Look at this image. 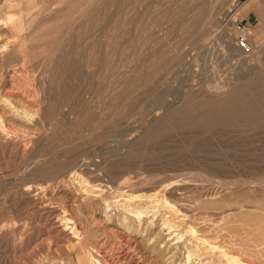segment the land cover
Listing matches in <instances>:
<instances>
[{
    "label": "rangeland",
    "instance_id": "obj_1",
    "mask_svg": "<svg viewBox=\"0 0 264 264\" xmlns=\"http://www.w3.org/2000/svg\"><path fill=\"white\" fill-rule=\"evenodd\" d=\"M233 1L232 35L235 38L244 32L252 46L247 55L258 53L264 63V0H259L253 20H246L243 4ZM11 2L15 6L9 10L22 28L15 33L16 46L6 56L2 69L21 75L27 82L33 80L29 85L42 95L45 107L38 114L40 126L30 127V131L35 130L32 146L26 147L21 138L13 140L0 135V264H99L85 255L89 252L97 259L91 251L93 237L102 225L111 224L91 209L104 211L108 204L107 211L114 213V221L122 222L123 200L117 196L120 192L112 182L126 176L136 179L139 175L140 184L136 187H142L146 195L137 197L130 206L146 211L143 217L155 229L164 219L176 222L175 228L170 229L172 234L165 237L183 233L177 243L182 247L181 254L189 247L195 248L202 251L200 260L213 261L207 264H228L219 257L218 250L207 251L200 244L197 246L198 231L194 235L189 232L193 225L205 232L212 231L213 237L224 240L230 250L243 257L250 255L248 249H258L260 245L248 233L249 229L237 222L259 216L258 222L264 224V65L250 70L252 74L242 71L239 55L227 47L223 24L217 22H221L218 13L231 0ZM30 74L36 76L29 79ZM29 107L32 113L35 107L29 104L26 109ZM1 110L4 114L0 121H10L14 128L17 125L16 129L20 125L17 130L23 133L27 125ZM155 111L161 113L149 118ZM84 152L91 153L99 164L90 166V171L83 170L81 177H72V185L79 187L76 182L80 181L95 189L93 195L96 191L106 192L105 198H99L96 204L87 202L81 206L79 219L85 225L86 252L74 244L67 234L71 229L65 226L66 219L55 211L56 206L70 202L65 193L53 194L49 206L27 200L23 193L28 184L42 180L56 183L71 175L69 166ZM163 194L176 206L184 207L186 214L168 209L157 197ZM230 208L234 210L228 211ZM222 210L231 214L222 219ZM108 239L114 245L113 239ZM177 258L175 262L179 264L182 255ZM151 259L148 257L149 264H160ZM191 259L195 262L198 256L193 254Z\"/></svg>",
    "mask_w": 264,
    "mask_h": 264
},
{
    "label": "bare ground",
    "instance_id": "obj_2",
    "mask_svg": "<svg viewBox=\"0 0 264 264\" xmlns=\"http://www.w3.org/2000/svg\"><path fill=\"white\" fill-rule=\"evenodd\" d=\"M26 1H30V0H26ZM47 1V0H46ZM78 3V2H77ZM76 4V3H75ZM223 4V3H221ZM15 6V4H13L11 2V0H3L1 1L0 0V110L1 109H4V110H7V112L10 114V116L12 118H14V120H17V122H22L24 124L27 125V128L24 126V132L20 134V132L17 130L19 128V126L17 127L16 129V126L15 128L13 127V125L11 126V123L9 121L6 122L5 120V124L3 123V119L0 121V135H5V137H8L10 139H18V138H21L22 140H25V145L26 147H30L32 146V144L36 141L34 140L35 139V135H34V132L35 130L33 131H30V127H36L39 125L40 123V117L38 116V114L44 110V107H45V103H44V99L42 100V95H40L34 87H32V85H29V83L31 84V81L28 80V82L21 78V75L20 77L17 75V74H14V73H9L8 74V71H4L2 68H3V65L6 63V60H7V55H9V53L15 48L16 46V40H15V33L17 31H19L21 28H22V24L20 21L18 20H14V18L12 17L13 16V13L11 10H9L11 7ZM64 8V7H63ZM235 8V3L233 0H231L230 3H228L227 6H225V8L223 7L220 8L222 9L221 12H217L219 14V18H220V21L221 22H217V23H221V25L223 24V32L225 33L226 35V43H227V47L230 49V51H232L234 54L236 55H239V63H241V66L242 67V71H245L246 70H252V72L256 69V67L258 66H262L264 65V63H262L259 59V56H258V53L257 55L254 54V56H250V55H245L244 53H239V48L235 45V38L233 37L232 35V31L230 29V25L232 23V19H231V16H232V13H233V10ZM73 9H76L73 7ZM61 10V9H60ZM91 10V9H90ZM75 14V13H74ZM97 14V13H96ZM53 15H56V14H53ZM58 15V14H57ZM59 16H57L56 18H58ZM40 18H42V16H40ZM55 18V20H56ZM214 18V17H213ZM47 20V19H46ZM50 20V18H49ZM96 20V19H95ZM218 21V19H216ZM39 21V19H38ZM43 21H45V19H43ZM40 22V21H39ZM37 25V24H36ZM35 25V26H36ZM86 26V25H85ZM61 27V25H60ZM33 29V28H32ZM56 30V29H55ZM88 32V31H87ZM76 35V34H75ZM25 37V36H24ZM92 38V37H91ZM91 38H88V39H91ZM65 40V39H64ZM64 43V42H63ZM67 44V43H66ZM63 45V44H62ZM66 46V45H65ZM263 47V46H261ZM264 48V47H263ZM65 50V49H64ZM60 51V50H59ZM258 51V50H257ZM262 51V50H260ZM92 52V51H91ZM241 52V51H240ZM263 52V51H262ZM88 57V56H87ZM90 57V56H89ZM93 57V56H92ZM14 58V57H13ZM10 59V58H9ZM93 59V58H92ZM88 62V61H86ZM88 64V63H87ZM23 67L25 65H22ZM260 66V67H261ZM18 67V66H17ZM16 67V68H17ZM264 67V66H263ZM262 68V67H261ZM260 68V69H261ZM5 69V68H4ZM9 69V68H8ZM20 69V68H19ZM18 69V70H19ZM22 69V68H21ZM30 69V68H29ZM254 69V70H253ZM12 70V69H11ZM26 70V69H25ZM34 70V69H32ZM21 71V70H20ZM24 71V70H23ZM22 71V72H23ZM263 71V70H261ZM31 72V71H30ZM29 72V73H30ZM49 72L50 69H49ZM19 73V72H18ZM24 73V72H23ZM27 73V74H29ZM32 73L35 74V72L32 71ZM240 73V72H238ZM237 73V75H238ZM243 73V72H242ZM251 73V72H250ZM20 74V73H19ZM33 74V75H34ZM39 74V73H38ZM50 74V73H49ZM247 74V73H246ZM249 74V73H248ZM252 74V73H251ZM25 75V74H24ZM33 75L30 74V78L29 79H32L33 78ZM51 75V74H50ZM53 75V74H52ZM240 75V74H239ZM243 75V74H242ZM32 76V77H31ZM36 76V75H34ZM39 76V75H38ZM247 76V75H246ZM40 77H41V74H40ZM51 77V76H50ZM248 77V76H247ZM27 78V77H26ZM38 80V78H36ZM49 79V78H48ZM53 79V78H51ZM40 80V79H39ZM43 80V79H42ZM41 81V80H40ZM49 81V80H48ZM51 84V82H50ZM47 85V84H46ZM48 86V85H47ZM50 86V85H49ZM42 87V86H41ZM39 88V87H38ZM47 89V87H46ZM41 92V91H40ZM45 93H46V90H45ZM44 93V94H45ZM45 97V96H44ZM48 97V96H47ZM46 98V97H45ZM48 98H46L47 100ZM50 99V97H49ZM23 102V103H22ZM53 102V101H52ZM26 103V106L27 105H32L34 106L35 108L34 111L32 113H30V108L29 107V110L26 109V106H21L22 104ZM89 103V102H88ZM51 104V103H49ZM47 105V104H46ZM63 106V105H62ZM62 106H60L59 108L61 109ZM89 107V105H87ZM47 108V107H46ZM53 109V106L51 107ZM58 108V107H57ZM51 109V110H52ZM32 110V109H31ZM94 109L91 110L92 113H94L93 111ZM2 111V110H1ZM48 111V110H47ZM54 111V110H53ZM52 111V112H53ZM89 111V109H88ZM87 111V112H88ZM162 111V110H161ZM2 112H5V111H2ZM44 112V111H43ZM87 112L85 113L87 115ZM48 113V112H47ZM56 113V112H55ZM90 113V112H89ZM153 113V112H152ZM150 114L151 117L149 118H153L154 117H157L161 112L160 111H155L153 114ZM2 114L4 113H1L0 112V117L2 116ZM37 114V115H35ZM45 114V113H44ZM83 114V113H82ZM91 114V113H90ZM55 115V114H54ZM62 115V114H61ZM84 115V114H83ZM63 116V115H62ZM5 117V116H4ZM2 117V118H4ZM64 117V116H63ZM84 118V116H83ZM95 118V117H94ZM93 118V122L95 121ZM7 119V117L5 118ZM96 119V118H95ZM98 119V118H97ZM100 119V118H99ZM12 120V119H11ZM13 120V121H14ZM101 120V119H100ZM50 121V120H49ZM48 121V122H49ZM76 121V120H75ZM98 121V120H97ZM149 121V120H148ZM81 122V120L79 121ZM92 122V124H94ZM96 122V121H95ZM14 123V122H13ZM77 123V121H76ZM82 123V122H81ZM87 123V122H86ZM16 124V122H15ZM44 124V123H43ZM47 124V123H46ZM53 125V124H52ZM77 125V124H76ZM76 125L73 124V126L76 127ZM96 125V123L94 124ZM22 126V125H21ZM40 126V125H39ZM46 126V125H44ZM72 126V127H73ZM74 127V128H75ZM26 128V130H25ZM91 128V127H90ZM97 128V127H96ZM36 129V128H35ZM21 131V128L19 129ZM23 130V129H22ZM32 130V129H31ZM73 130V129H72ZM92 130V129H90ZM75 131H76V128H75ZM79 131V130H78ZM89 131V130H88ZM19 132V133H18ZM37 132V131H36ZM39 132V131H38ZM74 133V130L72 131ZM82 132V130H81ZM95 132V130L93 131ZM138 132V131H137ZM57 133V130L56 132ZM77 133V132H76ZM88 133V132H87ZM20 134V135H19ZM61 133H59L60 135ZM75 134V133H74ZM79 134V133H78ZM77 134V135H78ZM86 134V133H85ZM84 134V136H85ZM90 134V133H89ZM98 134V133H97ZM96 134V135H97ZM137 134V133H136ZM76 135V136H77ZM38 136V135H37ZM63 136V135H62ZM60 137V138H64V137ZM4 136H2L3 138ZM58 137V136H57ZM75 137V136H74ZM79 137V136H78ZM90 137V136H89ZM94 137V136H93ZM96 137V136H95ZM7 138V139H8ZM130 138V137H129ZM134 138V137H133ZM20 139V140H21ZM78 139H81L80 137ZM78 139H74V140H78ZM85 139V138H84ZM97 139V138H96ZM132 139V138H131ZM5 140V139H4ZM38 140V139H37ZM42 140V139H41ZM73 140V139H72ZM74 140L72 142H74ZM129 140V139H128ZM86 141H88L86 139ZM8 142V141H7ZM22 142V141H21ZM62 142V140H61ZM67 141H65L64 144H69L68 142L66 143ZM24 143V142H23ZM60 143V142H58ZM57 143V144H58ZM76 143V142H75ZM5 144V143H4ZM35 144V143H34ZM41 144V143H40ZM99 144V143H98ZM23 145V146H25ZM37 145V144H36ZM44 145V144H43ZM96 145V144H95ZM59 146V145H58ZM61 146V145H60ZM66 145L62 146V148H64ZM68 146V145H67ZM90 146V145H89ZM98 146V145H97ZM102 146V145H101ZM104 146V145H103ZM36 147V146H35ZM40 147V146H39ZM77 147V146H76ZM81 147V144L80 146ZM78 147V148H79ZM99 147V146H98ZM21 148V147H20ZM61 147H59L58 149H60ZM94 147L92 146V149ZM97 148V147H96ZM114 148V147H113ZM27 149V148H26ZM73 149V148H69V151ZM90 149V148H89ZM89 149H87L89 151ZM102 149V148H101ZM100 149V150H101ZM107 149V148H106ZM35 150V149H34ZM61 150V149H60ZM82 150V148H81ZM86 150V151H87ZM68 151V150H66ZM65 151V152H66ZM96 151V150H95ZM106 151V150H105ZM19 152V151H18ZM60 152V151H59ZM64 152V153H65ZM73 152V151H72ZM71 152V153H72ZM90 152V151H89ZM89 152H84L81 154L80 157H76L73 161V163L69 166V169L71 170V175H69L68 177H63L62 179L58 180L56 183H54L53 181L51 182L50 180H42L41 182L39 183H35V184H31L27 187L24 188L23 190V193H24V196L27 198V200H34L40 204H43V205H48L49 206V200L52 199V195L53 194H56L57 192H63L65 193L66 197H68L70 199V202L68 201L65 205L63 206H56V202L54 203L55 204V211H59V213L61 212L62 213V218L66 219V221L64 222L65 226H68V229H71V231L69 232L68 231V235L70 236V238L72 239V241L74 242L75 245H77V247L82 251V252H86L85 250V247H84V244H85V227H83L84 223H82L80 221V213H81V206L82 204L84 203H87V202H91V204H96L98 199L100 198H105V193L106 192H97L96 191V194H92L93 192H95V189L92 190L90 187L88 186H84L82 184V182L80 183L79 182H76V183H79L77 186L79 187H75L72 185V177L73 178H77L78 176L81 177V173L83 170H89L90 171V166H97L99 164V161L97 159H95L93 157V155ZM92 152H94L92 150ZM101 152V151H99ZM20 153V152H19ZM27 153V152H26ZM35 153V152H34ZM33 153V155H34ZM64 153H62V155H64ZM97 152H95L96 154ZM21 154V153H20ZM75 154V153H74ZM94 154V153H93ZM100 155V154H98ZM29 156V155H28ZM68 156V155H67ZM107 156V155H106ZM17 157V156H16ZM101 157V156H100ZM27 158V157H26ZM44 158V157H42ZM72 158V157H71ZM34 158H32V161H33ZM39 159V158H37ZM73 159V158H72ZM103 159V158H102ZM26 160V159H25ZM30 161V160H29ZM28 161V162H29ZM36 161V160H35ZM27 162V161H25ZM37 162V161H36ZM109 162V161H108ZM103 164V163H102ZM68 164H65V166H67ZM105 165V164H104ZM41 166V165H40ZM67 168V167H66ZM22 169V168H21ZM93 169V168H92ZM95 169V168H94ZM67 171V170H66ZM88 171V172H89ZM92 171V170H91ZM95 172V171H93ZM69 173V171H68ZM63 174V173H62ZM64 174H67V173H64ZM86 174V173H85ZM175 174V173H174ZM41 175V174H40ZM97 175V174H96ZM99 175V174H98ZM101 175V173H100ZM61 176V175H60ZM90 176V175H89ZM79 177V178H80ZM102 177V176H101ZM142 177V176H141ZM178 177V176H177ZM56 178V177H55ZM54 178V179H55ZM58 178V177H57ZM78 178V180H79ZM84 178V177H83ZM121 179L120 180H114L113 183V187H115V190L116 191H119L120 194L118 193L117 196H119L120 200L122 198L123 200V204H122V207H123V214L125 215V219L121 222L120 220L119 221H114L113 219V215L114 214L113 212L109 213L107 211V207H108V204L106 205L104 209V211L102 212L101 210H93V208L91 209L92 213L94 214H97L98 217H103V219H105L108 223L111 224V226H104L102 225V229L100 231L97 232L96 234V237H93L94 238V241H93V250H91L92 252H94L95 256L97 259L94 260V257L91 253L87 252L86 255L83 254V256H88L89 259L91 261H96L98 260V263L99 264H149V261L148 260V257L152 258V259H155L157 261L160 262V264H177L175 262V259L177 258V256H181L182 255V258L179 262V264H207V262H213V261H210L209 259L206 260V261H202L200 260L199 257H202L201 256V253H199V250H195V248L192 250L190 247L185 249V251H187L185 254L186 255V258L184 259L183 257L185 256L184 255V252L183 254H181V249L182 247L180 246V244L177 245L178 242H180V239L183 235V233H180L178 232L176 235H173L172 238H168L165 237V235H171L172 232L170 231L171 228H175L174 227V224L176 223H172L171 220H168V219H164L160 225H157V228L155 229V226H150L149 224V221H148V218L146 219L145 217H143V214L146 213V211H143V210H136L134 207H131L130 205L133 204L134 202H136L137 200V197H143L145 196L146 194L144 192H142V187H136V185L140 184V181H139V178H140V175H139V178H136V179H131V178H127V176L125 178L122 179V177H120ZM9 179V178H8ZM17 179V178H16ZM92 179V178H91ZM90 179V180H91ZM26 180V179H25ZM35 180V179H34ZM74 180V179H73ZM81 180V178H80ZM96 179H94L93 181H95ZM100 180H102L100 178ZM142 180V178H141ZM36 181V180H35ZM82 181H85V179H83ZM107 181V180H105ZM116 181V182H115ZM109 184H112L111 183V179L110 181H108ZM170 182V181H168ZM166 181V183H168ZM179 182H181V179L179 180ZM75 183V184H76ZM89 183V182H88ZM107 183V182H106ZM172 184V180L170 182ZM91 184V183H90ZM169 184V183H168ZM27 185V184H26ZM162 185V184H161ZM165 185V184H164ZM175 185V184H174ZM173 185V186H174ZM190 185V184H189ZM178 186V184H177ZM195 186V185H194ZM198 186V185H196ZM191 187V185L189 186ZM149 188V187H148ZM155 188V187H154ZM172 188V187H171ZM99 189V188H98ZM180 189V188H178ZM183 189V188H181ZM180 189V190H181ZM198 189V188H197ZM101 190V189H100ZM154 190V189H153ZM20 191V190H19ZM174 190H171L170 191V194L172 195ZM206 193V192H205ZM121 194L123 195L121 197ZM166 194V193H164ZM163 195H160V196H157L159 200H161L162 202L165 203V206L170 210H176L177 213L178 211H181L183 213V215L186 214V209L184 207H178L176 206L175 204H173L172 202H170L167 197V195L164 196ZM180 194V193H179ZM208 194V193H207ZM22 195V194H21ZM107 195V194H106ZM205 195V194H204ZM19 196V195H18ZM55 196V195H54ZM53 196V197H54ZM57 196V195H56ZM112 196V195H111ZM182 196V195H180ZM218 196V195H217ZM110 197V196H109ZM116 197V196H115ZM176 197V196H175ZM174 197V198H175ZM179 197V196H178ZM205 197V196H204ZM211 197V196H210ZM214 197V196H213ZM212 197V198H213ZM177 198V197H176ZM25 199V198H24ZM106 199H107V196H106ZM142 199V198H141ZM147 199V197H146ZM149 199V198H148ZM157 199V200H158ZM211 199V198H210ZM218 199V198H217ZM140 200V199H139ZM216 200V199H215ZM51 201V200H50ZM103 201H106L107 200H103ZM101 201V202H103ZM109 201V199H108ZM143 201V200H142ZM148 201V200H147ZM146 201V202H147ZM150 201V200H149ZM154 200H152V203H153ZM213 201V199H212ZM211 201V203H212ZM52 202V201H51ZM113 202V201H111ZM53 203V202H52ZM63 203V202H62ZM105 203V202H104ZM151 203V204H152ZM207 203V202H206ZM22 204V203H21ZM26 204V203H25ZM31 204V203H30ZM29 204V205H30ZM60 204V203H59ZM115 204V203H114ZM113 204V207H115ZM202 204V203H201ZM210 204V203H209ZM217 204H219L217 202ZM51 205V203H50ZM85 205V204H84ZM154 205V204H152ZM205 205V204H203ZM240 204H237V207L239 206ZM243 205V204H242ZM247 205V204H246ZM245 205V206H246ZM253 205V204H251ZM38 206V205H37ZM42 206V205H41ZM53 206V205H52ZM104 206V205H103ZM143 206V205H142ZM180 206V205H179ZM189 206V205H188ZM214 206V205H213ZM217 206V205H216ZM255 206V205H253ZM21 207V206H20ZM101 207V206H100ZM150 207V206H149ZM156 207V206H155ZM154 207V208H155ZM158 207V206H157ZM156 207V208H157ZM199 207V206H198ZM251 206H249L250 208ZM91 208V207H90ZM152 208V207H151ZM193 208V207H192ZM201 208V207H200ZM220 208V207H219ZM236 208V207H235ZM101 209V208H100ZM122 209V208H121ZM148 209V208H147ZM167 209V210H168ZM195 209V208H194ZM260 209V208H259ZM149 210H151L149 208ZM169 210V211H170ZM192 210V209H191ZM231 210H234L233 208H230L228 211H231ZM246 210V209H245ZM244 210V211H245ZM262 210V209H261ZM84 211V210H83ZM116 211V210H115ZM148 211V210H147ZM175 211V212H176ZM202 211V210H201ZM238 211V210H237ZM241 211V210H240ZM243 211V212H244ZM252 211V210H251ZM256 211V210H255ZM260 211V210H259ZM102 212V213H101ZM194 212V211H193ZM198 212V211H197ZM200 212V211H199ZM242 212V213H243ZM263 213V211H261ZM51 213V212H50ZM57 213V212H56ZM55 213V214H56ZM58 213V215H59ZM84 213V212H83ZM130 213V214H129ZM172 213V212H171ZM174 213V212H173ZM202 213V212H201ZM212 213V212H211ZM249 213V212H248ZM247 213V214H248ZM260 213V212H259ZM24 214V213H23ZM52 214V213H51ZM122 214V215H123ZM148 214V213H147ZM168 214V212H167ZM196 214V213H195ZM220 216L222 219L228 217L231 212L227 213L226 210H222L220 213H219ZM253 214V213H252ZM251 214V215H252ZM255 214V213H254ZM253 214V215H254ZM261 214V213H260ZM82 215V214H81ZM93 215V214H92ZM96 215V216H97ZM118 215V214H117ZM123 215V216H124ZM170 215V214H169ZM207 215V214H206ZM242 215V214H241ZM84 216V215H83ZM173 217V215H171ZM175 216V215H174ZM200 216V215H199ZM198 216V218H199ZM237 216V215H236ZM262 216V215H260ZM26 217V216H25ZM92 217V216H91ZM177 217V216H176ZM175 217V218H176ZM183 217V216H181ZM185 217V216H184ZM193 217V216H192ZM235 217V216H233ZM239 217H241L239 215ZM238 217V218H239ZM17 218V217H16ZM56 218V217H55ZM85 218V217H84ZM145 218V219H144ZM151 218V217H149ZM189 218L191 219L190 215H189ZM236 218V217H235ZM234 218V219H235ZM87 219V218H86ZM117 219V218H115ZM119 219H121L119 217ZM174 219V218H173ZM179 219V218H178ZM260 219L259 216H254L252 217L251 219H241V221L239 220V225L243 226V227H247L249 230H248V233L251 232L252 233V236L254 238V241L257 243V245H260L258 247V249L254 250L252 249H248V252L250 255H248V257H243L241 254H235V252L233 250H230V246L226 245L227 243L224 242V240H218L216 239L215 237H213V233L211 231V233H209V229H207L208 232H205L203 231L202 229H198L196 227H194L195 225L193 226H190V233L191 234H197V231H198V239H199V242L197 244V246H202L203 249H207L208 250H218V252H220L221 254L219 255V253H217L219 255V257L223 258L225 260V263H228V264H264V224H261L258 222V220ZM13 220V219H12ZM60 220V219H59ZM96 220V219H95ZM98 221H100V219H97ZM150 220V219H149ZM193 220V219H192ZM232 220V219H230ZM229 220V221H230ZM236 220V219H235ZM238 220V219H237ZM26 221V220H25ZM62 221V220H61ZM87 221V220H86ZM97 221V222H98ZM173 221V220H172ZM176 221V220H175ZM182 221V219H181ZM196 221V220H194ZM201 221V220H200ZM203 221V220H202ZM96 222V221H94ZM96 222V224H98ZM188 222V221H187ZM192 222V221H191ZM208 222V221H207ZM226 222V221H225ZM235 222V221H234ZM233 222V224H234ZM190 223V222H189ZM197 223V221H196ZM99 224H101L99 222ZM178 224V223H177ZM182 224V223H181ZM212 224V223H210ZM229 224V223H228ZM227 226H230L228 225ZM179 225V224H178ZM200 225V224H199ZM206 225V224H205ZM223 225V224H222ZM235 225V224H234ZM238 225V226H239ZM63 227H61L62 231L65 233L66 232V228H64V225H62ZM85 226V225H84ZM188 227V225H186ZM198 226V225H197ZM225 226V227H227ZM201 227V226H199ZM208 227V226H207ZM232 227V226H231ZM22 228V227H21ZM87 228V227H86ZM210 228V227H209ZM234 228V227H233ZM240 228V227H239ZM187 229V228H186ZM163 230H166V232H163ZM237 230V228H236ZM175 231V230H174ZM180 231V230H179ZM184 231V230H183ZM215 231V230H214ZM213 231V232H214ZM224 231V229H223ZM187 232V231H185ZM184 232V233H185ZM233 232V231H232ZM218 233V232H217ZM220 233V232H219ZM236 233V232H235ZM234 233V234H235ZM10 234V233H9ZM72 234V235H71ZM188 234V233H187ZM229 234V233H228ZM232 234V233H231ZM233 234V235H234ZM6 235V234H5ZM67 235V236H68ZM94 235V234H93ZM166 235V236H167ZM186 235V234H185ZM196 235V236H197ZM213 235V236H212ZM238 235V234H237ZM248 235V234H247ZM68 236V237H69ZM226 236V235H225ZM239 236V235H238ZM66 237V236H65ZM109 237H111L114 241V245L110 244L108 241H109ZM164 237L166 239H164ZM224 237V236H223ZM237 237V236H235ZM85 238V240H84ZM188 238V237H187ZM191 238V237H190ZM233 238V237H230V239ZM175 239H177L175 241ZM91 240H92V236H91ZM163 240V241H162ZM174 240V242H173ZM191 240V239H190ZM228 240V238H227ZM162 242L164 243L163 246H160L161 244L159 242ZM251 241V240H249ZM111 242V241H110ZM184 242V241H183ZM196 242V241H195ZM236 242V241H235ZM253 242V241H252ZM254 242V243H255ZM194 243V242H193ZM91 244V245H92ZM182 244V243H181ZM195 244V245H196ZM238 244V243H237ZM236 244V245H237ZM241 244V243H239ZM250 244V243H249ZM252 244V243H251ZM183 245V244H182ZM255 245V244H254ZM256 245V246H257ZM184 246V245H183ZM238 246V245H237ZM252 246V245H251ZM66 247V246H65ZM75 247V246H74ZM201 247V248H202ZM234 247V245L232 246ZM77 248V249H78ZM237 248V247H236ZM239 248V246H238ZM242 248V247H241ZM253 248H255L253 246ZM71 249V248H70ZM74 249V248H73ZM199 249V247H198ZM202 249V250H203ZM201 250V249H200ZM247 250V249H246ZM204 251V250H203ZM206 251V252H207ZM240 251V250H239ZM210 252V251H209ZM238 252V251H237ZM242 252V251H241ZM146 253V254H145ZM71 254V252H70ZM73 254V253H72ZM194 255H197L198 256V260L193 262L192 259H191V256ZM208 254V253H207ZM206 254V255H207ZM248 254V253H246ZM245 254V255H246ZM205 255V254H204ZM148 256V257H147ZM217 256V255H216ZM215 256V257H216ZM195 257V256H194ZM180 258V257H179ZM197 258V257H195ZM208 258H211V257H208ZM44 259V258H43ZM69 259V258H68ZM151 259V260H152ZM178 259V258H177ZM219 259V258H218ZM52 260V259H51ZM62 260V259H61ZM60 260V261H61ZM154 260V261H155ZM223 261V260H221ZM50 262V261H49ZM152 262V261H151ZM158 262V263H159ZM66 263V262H65ZM95 263V262H94ZM156 263V262H154ZM215 263V262H214ZM220 263V262H219ZM48 264V263H47ZM64 264V263H63ZM80 264V263H79ZM92 264V263H91ZM153 264V263H152ZM209 264V263H208ZM211 264V263H210ZM221 264V263H220Z\"/></svg>",
    "mask_w": 264,
    "mask_h": 264
},
{
    "label": "crops",
    "instance_id": "obj_3",
    "mask_svg": "<svg viewBox=\"0 0 264 264\" xmlns=\"http://www.w3.org/2000/svg\"><path fill=\"white\" fill-rule=\"evenodd\" d=\"M238 2L244 6L243 13L246 17L245 19L247 20L249 18L253 20V15H256L255 8L259 4V0H238Z\"/></svg>",
    "mask_w": 264,
    "mask_h": 264
},
{
    "label": "built area",
    "instance_id": "obj_4",
    "mask_svg": "<svg viewBox=\"0 0 264 264\" xmlns=\"http://www.w3.org/2000/svg\"><path fill=\"white\" fill-rule=\"evenodd\" d=\"M235 45L245 54L252 52V46L248 41V36L244 32L235 37Z\"/></svg>",
    "mask_w": 264,
    "mask_h": 264
}]
</instances>
